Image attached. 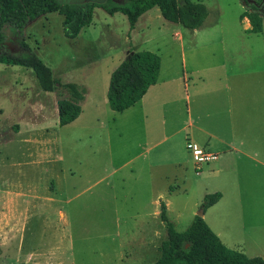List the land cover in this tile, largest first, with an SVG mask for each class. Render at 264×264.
I'll list each match as a JSON object with an SVG mask.
<instances>
[{"label": "rangeland", "instance_id": "obj_1", "mask_svg": "<svg viewBox=\"0 0 264 264\" xmlns=\"http://www.w3.org/2000/svg\"><path fill=\"white\" fill-rule=\"evenodd\" d=\"M201 1L208 16L195 31L164 20L158 8L131 28L120 12L98 7L75 38L64 35L63 16L57 12L16 33L60 83L87 89L79 116L60 126L56 103L66 97L65 89L43 91L31 68L0 64V264H56L59 258L65 264H154L167 238L163 221L152 215L159 199L168 203V218L182 231L200 211L204 195L220 190L210 175L215 160L197 167L185 141L179 147L184 133L174 135V141L168 138L187 119L186 96L192 94L177 79L182 70L193 78L199 74L211 89L229 72L239 74L230 81L264 88V10L262 32L250 33L240 14L252 7L240 0ZM15 38L11 51L18 48ZM139 50L161 57V73L173 78L174 86L157 93L167 96L159 105L136 103L113 111L106 96L110 74L130 51ZM177 138V153L170 155ZM230 198L226 190L205 210V222L221 229L226 245L243 242L245 252L261 251L260 240L250 239L239 223L233 230L222 223L221 214L229 216ZM242 199L239 215L244 219L251 209ZM136 213L142 217L128 218ZM149 220L144 227L151 242L144 247L147 260L141 261L140 248L127 261L115 259L127 248L125 232L133 234L141 221Z\"/></svg>", "mask_w": 264, "mask_h": 264}, {"label": "trees", "instance_id": "obj_2", "mask_svg": "<svg viewBox=\"0 0 264 264\" xmlns=\"http://www.w3.org/2000/svg\"><path fill=\"white\" fill-rule=\"evenodd\" d=\"M116 1L122 4H116ZM107 13L120 12L133 28L145 12L158 8L164 20L188 29L200 28L208 16V8L201 0H106L65 2L59 0H0V64L31 68L38 87L53 91L65 89L66 97L57 101L58 124L66 125L81 113L85 89L73 82L60 83L46 65L16 33L40 16L57 12L63 16L62 28L67 38H75L93 19L95 8ZM247 18L251 33L263 30V15L252 7L240 14ZM16 38H15V37ZM13 38L18 48L11 51ZM161 57L150 50L130 51L111 72L107 89V103L111 110L122 112L136 104L150 86L157 82ZM221 197L220 192L207 193L201 206L207 209ZM160 219L165 224L167 238L162 244L161 256L154 264H264L262 257H249L243 252L226 246L208 226L203 217L194 215L188 227L175 229L169 220L164 202L160 204Z\"/></svg>", "mask_w": 264, "mask_h": 264}, {"label": "crops", "instance_id": "obj_3", "mask_svg": "<svg viewBox=\"0 0 264 264\" xmlns=\"http://www.w3.org/2000/svg\"><path fill=\"white\" fill-rule=\"evenodd\" d=\"M244 23L245 28L248 29L250 25L246 17L244 18ZM192 30L195 31L196 29ZM180 31L184 35L183 30L180 29ZM182 35L179 38L180 40L183 38ZM183 53L185 54V51ZM182 66L184 67V64ZM161 68L162 65L157 82L150 86L145 95L137 102L141 107H145L146 104L159 105L167 99V96L164 98L158 97L156 96L157 93L159 94L160 91H163L162 89L166 85L174 86L171 83L174 79L163 77ZM262 71H264V67H262ZM231 76H239V74L235 75L226 72L222 76L223 81L215 82L210 89L211 86L206 82L207 78L205 76L197 74L194 78L189 77V74L182 70V76L180 77L179 75L177 80L181 79L184 86L188 85L192 88V94L186 96L188 101L186 109L187 119L168 138L174 141V135H180L182 132L184 135L183 140L180 141V148L183 149L184 141L186 148V140L190 139L207 149H212V152L217 154V158L211 165L212 170L210 171V175L215 179L214 184L220 189L219 191H215L221 193L218 201L224 198L226 190L231 192L229 216L225 212L222 213L220 216L221 221L224 224L229 223L231 230L234 229V225H238L239 223L240 228L247 235L250 234V239L253 240L256 237L257 240H260L262 250L255 251L254 253L245 252L243 242H233L234 245L228 246L224 242L226 236L221 229L215 226L212 230L226 246L239 250L249 257L259 256L264 260V88L258 90L247 88L238 81H230ZM84 89L86 93L87 88ZM212 93L214 95L211 97L210 94ZM127 109H130V107ZM178 145L179 139L177 138L176 142L170 144L168 154L175 155ZM188 161H190L189 158L186 162ZM194 172H202V170ZM241 197L247 198L246 204L251 209L249 212L245 211L244 219L243 214L239 215L243 200ZM159 200V203L156 200L159 204V210L156 208L152 214L153 217L155 216L154 218L157 215L160 218V204L161 202L165 203V201ZM216 203L208 208H213ZM165 205L167 213L168 203H165ZM253 209L256 210L254 211ZM139 217L142 216L136 213L128 218ZM126 223L127 221H124V224ZM147 223L149 224L150 220L149 222L141 221L140 225L135 228L137 229L136 232L133 234H131L132 231L131 233L129 231L125 232V243L127 244L125 247L127 248L122 247V252L115 259L123 262L127 261L134 253L138 254L137 249L140 248V250L143 249V255L141 256L144 257L141 261L147 260L148 253L144 252V247L151 244L149 232L144 229ZM162 223L165 227L164 222ZM151 233L156 235L157 230L155 229V232ZM129 248L134 252H129ZM155 248L157 253V247L155 246ZM60 255L63 254L60 252ZM64 255L70 256V254ZM157 259H155V262ZM64 261L66 260L59 258L56 264H65ZM67 261H71V257Z\"/></svg>", "mask_w": 264, "mask_h": 264}, {"label": "built area", "instance_id": "obj_4", "mask_svg": "<svg viewBox=\"0 0 264 264\" xmlns=\"http://www.w3.org/2000/svg\"><path fill=\"white\" fill-rule=\"evenodd\" d=\"M186 149L192 155L193 163L197 167H202L217 158L216 153L190 139L186 140Z\"/></svg>", "mask_w": 264, "mask_h": 264}, {"label": "flooded vegetation", "instance_id": "obj_5", "mask_svg": "<svg viewBox=\"0 0 264 264\" xmlns=\"http://www.w3.org/2000/svg\"><path fill=\"white\" fill-rule=\"evenodd\" d=\"M255 1H256L255 3L245 2L243 3V5L246 7H254L258 9L259 11H263L264 10V0H255Z\"/></svg>", "mask_w": 264, "mask_h": 264}, {"label": "water", "instance_id": "obj_6", "mask_svg": "<svg viewBox=\"0 0 264 264\" xmlns=\"http://www.w3.org/2000/svg\"><path fill=\"white\" fill-rule=\"evenodd\" d=\"M241 3H245V2H252V3H255L256 1L255 0H240ZM203 214H204V208L201 206L200 208V211L196 213V215L200 216V217H203Z\"/></svg>", "mask_w": 264, "mask_h": 264}]
</instances>
